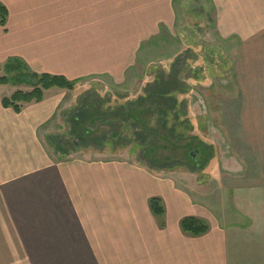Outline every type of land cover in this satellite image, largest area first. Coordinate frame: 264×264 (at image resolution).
<instances>
[{
	"label": "crops",
	"instance_id": "0c3cea01",
	"mask_svg": "<svg viewBox=\"0 0 264 264\" xmlns=\"http://www.w3.org/2000/svg\"><path fill=\"white\" fill-rule=\"evenodd\" d=\"M0 3L3 71L19 61L37 75L117 84L176 29L182 49L202 38L228 61L218 85L227 93L217 117L220 178L194 199L175 186L181 177L126 161L52 159L41 130L60 101L49 91L16 114L1 104L12 86L0 85V264H264V0ZM153 197L161 218L149 209ZM185 217L208 232L183 234Z\"/></svg>",
	"mask_w": 264,
	"mask_h": 264
},
{
	"label": "rangeland",
	"instance_id": "374dc122",
	"mask_svg": "<svg viewBox=\"0 0 264 264\" xmlns=\"http://www.w3.org/2000/svg\"><path fill=\"white\" fill-rule=\"evenodd\" d=\"M199 30L204 32L202 31L203 28ZM159 39H157L159 42L156 47L153 48L152 59L138 61L136 65L131 64V69L127 71L128 74L119 78L117 84L107 78H96L77 83L73 91L50 90L51 93L48 94L52 96L50 100L55 98L60 103L56 115L43 127L41 134L44 136V145L50 151V155L54 157L52 159H56V161L69 158L87 161H126L139 168L152 170V174L157 177L164 175L170 178L172 176L181 177L180 184H175V186H180L186 195L194 199V196H198L197 192L206 194L211 191L212 181L210 179L213 176L220 178V171L218 170L220 169L221 142L224 135L220 129L221 120L218 122L217 117L222 115L220 100L225 99L227 93L220 90L218 85H221L220 83L223 81L221 78L224 76L223 70L228 61L217 54L209 53L205 40L203 41L202 38L197 40L199 43L197 47L182 49V33L178 34L177 29L170 33L168 44L160 43ZM174 65L179 70L178 81L184 89H187L184 94H176L179 102L185 104L186 112V121L183 118L179 120V123L182 122V124L177 127V131L182 133L184 137L194 138L195 145L203 143L211 146L212 158L203 170L190 172L186 167H182L186 158L181 148L176 151L163 150L164 152H159L160 156L169 157L170 161L174 160L177 164L175 168L170 170L149 169L147 164L141 160L142 146L133 142L134 139L136 140L135 132L137 130L122 126L119 122H116V125H119L114 129L107 124L109 121L100 124L98 129V134L101 135L104 132L109 133V131L119 128L117 133L120 139L119 143L115 145L106 144L103 148H77L74 151L68 150L66 155H61L56 153L49 144V137H56L59 146L64 150L68 149L66 145L69 139L66 117L84 96L87 95L89 99L99 102L100 110L109 115L110 109L115 106H128L134 103L143 95L146 86L153 83L158 75L169 76L175 69ZM4 73L5 71L0 69V77H3ZM10 86H12L10 92L12 91L13 94L31 91L30 87L24 85L13 86L10 84ZM154 125V121H151L150 126ZM171 125L172 121L169 122V126ZM143 137L147 139L146 145L154 141L148 133H144ZM162 145L168 144L163 142ZM178 145H182V141L178 142ZM227 158L229 157L222 156V159ZM217 197L221 198V195ZM218 205H221V199Z\"/></svg>",
	"mask_w": 264,
	"mask_h": 264
},
{
	"label": "trees",
	"instance_id": "16d2710c",
	"mask_svg": "<svg viewBox=\"0 0 264 264\" xmlns=\"http://www.w3.org/2000/svg\"><path fill=\"white\" fill-rule=\"evenodd\" d=\"M7 18L8 11L0 3V26L2 28H5ZM174 68L169 76L158 75L153 83L146 86L143 95L134 103L128 106H115L112 109L108 107L109 115L100 110L99 102L89 99L87 95L84 96L66 117L68 149L61 148L56 137H49V144L56 153L61 155H66L68 150L74 151L77 148H103L106 144L115 145L120 139L117 133L119 128L101 135L98 134V129L100 124L107 121L113 129L121 123L122 126L137 130L135 132L137 137L133 142L142 146L141 160L147 164L149 169L170 170L175 168L176 162L170 161L169 157L160 156L159 152L176 151L181 148L186 158L182 167H186L190 172L203 170L212 158V148L203 143L195 145L194 138L184 137L177 131V127L182 124L179 120L183 118L186 121V112L185 104L179 102L176 94H184L187 89H184L178 81L179 70L175 65ZM4 71V76L0 77L1 86L11 84L31 88L29 92H16L9 98H2V106L12 109L16 114L21 112L24 105L42 102L46 92L50 90L73 91L77 84V81H69L61 76L34 74L19 61L8 63ZM151 121L155 123L152 127L150 126ZM170 121H172L171 126H169ZM116 122L119 124L116 125ZM144 133L151 135L154 141L146 145L147 139L143 137ZM181 141L182 145H178ZM163 142L171 147L162 145ZM148 205L155 217L163 216L164 207L160 198L149 199ZM179 226L183 234L192 237L202 236L208 232L207 223L195 217L183 218Z\"/></svg>",
	"mask_w": 264,
	"mask_h": 264
}]
</instances>
